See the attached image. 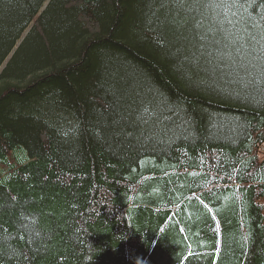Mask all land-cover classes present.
<instances>
[{
    "label": "trees",
    "instance_id": "obj_1",
    "mask_svg": "<svg viewBox=\"0 0 264 264\" xmlns=\"http://www.w3.org/2000/svg\"><path fill=\"white\" fill-rule=\"evenodd\" d=\"M0 69V264H264V0H0Z\"/></svg>",
    "mask_w": 264,
    "mask_h": 264
},
{
    "label": "rangeland",
    "instance_id": "obj_2",
    "mask_svg": "<svg viewBox=\"0 0 264 264\" xmlns=\"http://www.w3.org/2000/svg\"><path fill=\"white\" fill-rule=\"evenodd\" d=\"M3 66H4V65H3ZM2 68H3V67H1V69H2ZM1 69H0V70H1Z\"/></svg>",
    "mask_w": 264,
    "mask_h": 264
}]
</instances>
